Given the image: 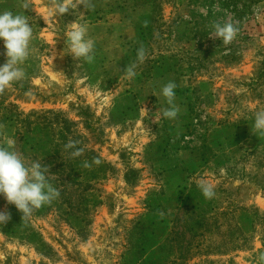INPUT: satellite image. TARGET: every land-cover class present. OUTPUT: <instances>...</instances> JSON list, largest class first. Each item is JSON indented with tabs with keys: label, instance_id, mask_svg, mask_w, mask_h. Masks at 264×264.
Here are the masks:
<instances>
[{
	"label": "rangeland",
	"instance_id": "374dc122",
	"mask_svg": "<svg viewBox=\"0 0 264 264\" xmlns=\"http://www.w3.org/2000/svg\"><path fill=\"white\" fill-rule=\"evenodd\" d=\"M31 2L24 12L22 0H0L33 27L0 124L26 162L49 166L60 196L26 222L0 196L11 213L0 264H260L264 136L252 125L264 110V0H92L48 24V0ZM73 22L95 42L93 63L69 54ZM214 23H232L235 39L225 45ZM141 44L147 56L129 80ZM4 52L0 39V65ZM169 81L175 119L162 115ZM70 139L83 155L64 149Z\"/></svg>",
	"mask_w": 264,
	"mask_h": 264
},
{
	"label": "clouds",
	"instance_id": "9594fccd",
	"mask_svg": "<svg viewBox=\"0 0 264 264\" xmlns=\"http://www.w3.org/2000/svg\"><path fill=\"white\" fill-rule=\"evenodd\" d=\"M83 6L85 10L94 9L92 0H48L45 15L42 17L46 24L55 17L68 13L71 9ZM21 7L25 10L32 9L31 0H22ZM214 35L222 40L225 45L230 44L236 37L238 29L232 23H214ZM88 29L85 25L73 22L67 31V47L69 54L75 60L83 58L87 63H93L95 59V42L87 38ZM211 38H213L210 35ZM0 39L4 42L6 62L0 65V96H3L12 86L25 78V71L21 67L30 55V45L33 40V27L25 14H14L12 11L0 12ZM147 52L141 44L136 53V62L127 64L123 69V75L131 80L136 76L138 63H143ZM177 85L174 81L167 82L161 89L168 107L163 109L162 115L167 119H175L179 114V108L175 104ZM4 125L0 124V196L7 204L14 205L22 213L21 220L26 222L34 211L44 205L51 204L59 198L60 190L48 182L47 174L49 166L39 161L26 162L23 155L15 150V140L5 136ZM252 132L255 135L264 136V110L255 112ZM80 141L69 140L64 149L71 150L73 158L83 155L84 149L78 147ZM92 163L99 165V158H94ZM83 167L90 168L88 161L83 162ZM202 195L206 199L215 196L214 186L201 181L198 185ZM163 216V213H160ZM11 219V213L0 210V225L7 224ZM260 264H264V253L258 257Z\"/></svg>",
	"mask_w": 264,
	"mask_h": 264
},
{
	"label": "trees",
	"instance_id": "16d2710c",
	"mask_svg": "<svg viewBox=\"0 0 264 264\" xmlns=\"http://www.w3.org/2000/svg\"><path fill=\"white\" fill-rule=\"evenodd\" d=\"M48 158H50L49 156H48ZM34 159L35 160H37V161H40V159L38 158V156L36 155L35 157H34ZM41 162V161H40ZM43 162H48L47 160H44ZM56 173V172H55ZM60 175V177H62V175H63V177H65L64 176V174L62 173V174H59ZM62 177V178H63ZM73 178V172L71 171V172H69L68 174H67V177H65V178H63V180H61V184H62V186L64 185L63 183H65L66 181H68V179H72ZM48 179V182H52L53 180H50L49 178H47ZM202 227H203V223H202ZM209 231V230H208ZM207 232V231H206Z\"/></svg>",
	"mask_w": 264,
	"mask_h": 264
},
{
	"label": "crops",
	"instance_id": "0c3cea01",
	"mask_svg": "<svg viewBox=\"0 0 264 264\" xmlns=\"http://www.w3.org/2000/svg\"><path fill=\"white\" fill-rule=\"evenodd\" d=\"M121 45V44H120Z\"/></svg>",
	"mask_w": 264,
	"mask_h": 264
}]
</instances>
